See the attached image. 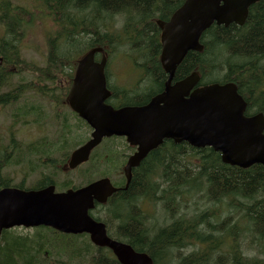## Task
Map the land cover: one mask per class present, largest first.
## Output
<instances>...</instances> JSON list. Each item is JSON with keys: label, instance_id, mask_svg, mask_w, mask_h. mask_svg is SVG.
<instances>
[{"label": "trees", "instance_id": "obj_1", "mask_svg": "<svg viewBox=\"0 0 264 264\" xmlns=\"http://www.w3.org/2000/svg\"><path fill=\"white\" fill-rule=\"evenodd\" d=\"M19 1L0 0V92L11 85L14 75L24 70L33 73L37 80L0 93V107L17 103L29 92L49 98L55 104L54 109L65 107L64 96H59L65 93V88L58 83H64L66 79L69 85L72 84L77 61L75 54L80 46L108 47L115 53L145 50L140 57L144 63L143 79L138 84L157 88L163 82L165 75L157 64L151 63L153 53L158 49V29L152 19L157 13L161 18H167L183 0H43L33 11ZM39 6L49 10L50 17L42 20ZM114 13H133L126 30H122L125 33L122 37L119 36L120 31L110 29ZM46 19H51L55 25L50 32L54 37L48 44L46 63L40 65L24 59L21 47L29 30L38 21ZM148 29L150 33H146ZM202 42L204 51H190L179 66L177 75L184 77L198 68L203 82L233 81L241 93L249 95L248 100L254 94L257 107L264 110V0L250 7L243 26L213 25L204 32ZM52 91L57 94L51 95ZM45 104L22 106L12 116L14 123L38 124L45 120L50 110V105ZM43 139L25 143L11 137L8 148L0 150V171L1 163L12 161L14 156L16 161H20L24 156L22 151L43 145ZM56 147L64 149L65 139L63 142L58 140ZM182 154L195 157L192 160L195 161L194 167L190 171L184 168L187 175L184 179L180 166ZM149 155L135 172L128 189L111 201V210L118 212L115 220L125 229L127 238L135 242L138 250L148 251L156 264L168 260L169 264L176 262L181 258L180 249L187 248L189 243L198 248L196 253L202 254L220 251L233 242L259 243L264 240V165L247 169L230 166L224 164L220 153L212 148L199 149L186 143L160 146ZM8 184V180L0 176V187ZM195 195H198L197 200H191ZM146 197L161 201L170 216L157 230L149 225L150 219L140 210L141 206H134L135 201L137 203ZM189 201L197 212L193 220L187 218ZM211 202L231 204L233 217L221 218L220 212H211L209 206V210L200 208ZM210 216L211 220L215 218L214 221L210 222ZM240 228L245 231L243 234ZM12 231L5 230L2 234L0 264H48L49 256L44 255L45 251L51 253L59 249L53 240L42 235L46 233H40L35 242ZM231 249L238 250L235 247ZM98 253L99 257L93 260V264H116L103 250ZM200 257L192 263V258L197 256H186L185 264H208L205 255ZM229 263L231 258L222 262ZM232 264H264V260L251 257L248 261L236 259Z\"/></svg>", "mask_w": 264, "mask_h": 264}, {"label": "water", "instance_id": "obj_2", "mask_svg": "<svg viewBox=\"0 0 264 264\" xmlns=\"http://www.w3.org/2000/svg\"><path fill=\"white\" fill-rule=\"evenodd\" d=\"M260 0H184L162 29V63L169 73L165 89L150 103L119 110L106 105L109 96L105 58L95 62L101 48L87 52L79 61L69 94L70 106L93 127V138L77 149L70 166L86 161L91 150L104 136L126 135L139 145L134 158H143L165 139L186 142L193 147H211L221 154L224 163L248 168L264 165V118L246 117V103L235 83H212L196 87L200 76L193 73L171 85L176 67L191 50H203L200 37L214 23L226 27L243 25L249 7ZM196 87V88H195ZM97 184L65 194L51 189L23 191L0 190V234L14 226L50 225L65 232L82 230L92 234L100 245H110L125 264H153L145 253L105 240L104 225L93 223L86 209L97 196ZM79 227H83L79 229ZM99 232V237L95 232Z\"/></svg>", "mask_w": 264, "mask_h": 264}, {"label": "rangeland", "instance_id": "obj_3", "mask_svg": "<svg viewBox=\"0 0 264 264\" xmlns=\"http://www.w3.org/2000/svg\"><path fill=\"white\" fill-rule=\"evenodd\" d=\"M42 1L43 0H20L19 2L23 6L31 7L35 9L36 8L35 5L41 3ZM38 10L43 14L42 20H44L46 17H50L49 10H45L43 6H39ZM132 14L133 13L127 14L129 19H132ZM125 19H126L125 15H120L119 17L116 18V20L121 23L124 22ZM47 27H49V30ZM54 27L55 25L52 24L51 19L50 20L46 19L44 22L38 21L36 23V26L29 30V33L27 34L26 38L23 41V45L21 47L22 57L28 61L35 62L40 65H44L46 63L45 55L49 48L48 32L50 33L54 29ZM110 29L114 31L116 30L120 31L119 32L120 37H122L125 34L122 31L123 29L120 28L118 23L113 22L112 25L110 26ZM124 30H126V28ZM139 30H141V28H139ZM150 32H151L150 29L146 31V33H150ZM84 47L85 46L78 47L75 55H78L82 51L80 49H83ZM144 52L145 50L141 51L140 55L136 54L139 60L141 57V53L143 54ZM140 63H142V61ZM110 70L113 73V76L111 78V83L113 86L117 84V81L115 80L116 74L118 75V78L121 79L123 82L128 83V82H132L133 80L136 81V78L133 79L134 75L136 74L134 69H132L130 65H127L126 62L122 60H118L117 64H112L110 67ZM36 80H37L36 76L30 71H27V70L21 71L20 73L12 77L11 85L4 87L0 93L7 92L11 88L19 87L21 84H25V83L32 82V81L35 82ZM50 85L51 84H49L48 86ZM39 103H41V105L46 106L45 104L46 102L44 100H42L41 98L39 99L38 97L34 96L33 93L29 92L22 99H20L17 103L12 104L6 108L0 107V150L1 151H5V149L8 148L11 137H15V139L20 142L22 141L25 143H30L33 140H35L37 137L42 136L44 135V133H46L48 137H50L52 140H55L56 136L58 135V132L56 131L55 122L51 120L53 116V111L51 112L48 111V114L49 115L51 114L50 119L46 120L45 122L41 124L39 123L38 124L30 123L26 125L23 123L15 124L13 121L12 116L14 113L18 112L19 108L27 104H39ZM62 113L70 120V122H72L70 126L71 132L67 136L69 139H73V138L76 139L77 137H80V139L84 140L86 137L89 136L90 128L87 125L82 124V127H80V122L76 120V118L71 116L69 110L66 108L63 109ZM12 131L13 133H11ZM108 142L109 144H115V140H110ZM189 151L192 152L191 150ZM61 155L62 153L60 150H56L55 153L52 154L53 159L56 163L60 162ZM182 156L183 157L180 160V163H181L180 166L182 168L181 175L183 176V179H184V177L187 176L184 171L185 170L184 168H187L190 171V169L194 167L193 164H195L194 163L195 161H192V160H194L195 157L193 156V154H189L188 156L182 154ZM16 160H17V157L14 156L12 158V162L18 163L16 162ZM96 161H97V158L94 157L93 160L90 161V163L84 169L90 168L92 165L96 163ZM26 162L35 164L38 162V160L35 157L26 156ZM99 167L100 169H104L106 167V164L101 162ZM12 169L13 168H10V170H6L5 172H8L9 174H11ZM68 178L70 179L71 175ZM74 180L75 182L82 181V180L84 181V179L82 178H75ZM197 197L198 195H195L194 198H192L191 200H197ZM189 205H190L189 208L192 209L194 212L195 205L192 204L190 201H189ZM207 206L211 207L216 212H220L221 217L223 218L229 215L230 209L228 208L226 202L225 203L221 202L218 204L211 202L208 205L201 206L200 208L204 209V208H207ZM145 208H146L147 214L150 216L149 225L151 224L157 230L158 228L162 227L166 223L165 221L166 214H165V211L161 203L147 202ZM209 219H210V222H212L213 218L211 220V216ZM38 232L39 230H36L34 234L36 235ZM258 247L264 250V241H261ZM77 249H78V246H75L72 251L75 252ZM189 251H190L189 249H184L182 252L188 253ZM68 254H69V251H56V250L50 253L52 259L61 260L63 262H66V261L71 262V258L68 256ZM218 257H219V254H215L211 256L210 260L208 261V264H215L218 260ZM227 258H228L227 255L223 256L224 262L227 260ZM241 260L244 261L245 258ZM73 261L74 263L71 262L73 264H79V263L87 264L88 262L87 258L83 257L81 254H78L74 258ZM162 264H169V260L164 261ZM174 264H176V262H174Z\"/></svg>", "mask_w": 264, "mask_h": 264}, {"label": "flooded vegetation", "instance_id": "obj_4", "mask_svg": "<svg viewBox=\"0 0 264 264\" xmlns=\"http://www.w3.org/2000/svg\"><path fill=\"white\" fill-rule=\"evenodd\" d=\"M136 54L140 55V53H137V52H130V53L125 54V56H127L128 58L133 59V63L135 65L141 66V63L137 60V55ZM100 55L103 56V53H100ZM153 56H154L153 59H156L157 57L159 59V57H160L159 51L157 50L155 53H153ZM96 60L98 61V60H100V58H97ZM107 62L109 63L108 56H107ZM159 62H160V60H159ZM160 64L157 63V65L159 66L160 70L162 71ZM142 69L144 70L143 67H142ZM162 73H163V71H162ZM177 76H179V75H177ZM166 79H167V75H166V78L164 76L163 82L160 83V86H158L157 88H154L152 85L149 87V86H147L145 84H137V87L140 90V93L134 92V88L133 89H129L128 92L121 91V90L120 91H116L115 89H112L111 97L107 100V103H109L110 105H112L115 108H121L123 106H136V105L147 104V103H149L151 101V99L155 95L159 94L160 92H162L164 90L165 85H166L165 84ZM177 81H179V80L174 78L172 83L174 84ZM128 96H130V98L126 99V97H128ZM262 111H264V110H261V109H259L257 107V102H256V100L254 98V94H253L252 97L250 98V100H247L246 115L247 116H252V115H254L256 113H259V112H262ZM114 139H119V141L117 143V150L113 154V157L108 159V162H107L106 166H108L110 171L113 172V175L119 176V174L115 173V171L118 170V168L123 163L124 159H125L124 165L127 163V160L129 158V156L127 157L128 153L130 154L131 152L136 151L137 147H135L134 145H132L128 141L127 136H114V137L109 138L108 140L110 141V140H114ZM167 144L175 145L176 143L172 139H165L164 142L160 146L162 147V146L167 145ZM180 144H182V143H180ZM107 156H109V154H107ZM124 165H123V167H124ZM43 171H46V172H43ZM136 171L137 170L134 171L133 177L135 176V172ZM53 174H55V175L52 176ZM67 174L68 173H66V172L64 173L62 171L57 172V169L54 168V164L53 163H43V164L40 163L39 165H37V169H33L31 171L30 175H28L27 177L22 176V179L20 180V183L17 184V185H19V187L22 188V189H32V187L36 184V189H44V188L48 187L49 185L54 184L56 186V189L57 188L59 189L60 185H59V183L56 180V176L57 175H59V176H67ZM33 175L36 176V182L34 183V185H29V179ZM112 182L114 184L113 180H112ZM115 185L123 186V185H125V183L123 185H118V184L115 183ZM65 189H68V187L64 188L63 190H65ZM127 189H123V190H127ZM106 208H107L106 206L97 207L93 211V214H95L97 217L104 216ZM109 211H106V212H109ZM14 230H21V229L20 228H15ZM119 230L123 234L126 235L127 232L125 231V229H122L119 226ZM242 255L246 256L244 261H248V259L250 258V256L247 253H244Z\"/></svg>", "mask_w": 264, "mask_h": 264}]
</instances>
